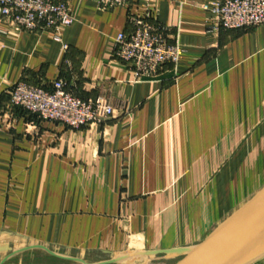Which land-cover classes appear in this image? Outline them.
Listing matches in <instances>:
<instances>
[{"label": "crops", "instance_id": "obj_1", "mask_svg": "<svg viewBox=\"0 0 264 264\" xmlns=\"http://www.w3.org/2000/svg\"><path fill=\"white\" fill-rule=\"evenodd\" d=\"M61 1L75 21L60 41L0 21V264L200 244L264 187V25L208 33L217 0H132L129 11ZM130 15L180 50L148 81L114 57ZM56 80L103 97L115 118L74 130L5 110L18 82L51 91Z\"/></svg>", "mask_w": 264, "mask_h": 264}, {"label": "built area", "instance_id": "obj_2", "mask_svg": "<svg viewBox=\"0 0 264 264\" xmlns=\"http://www.w3.org/2000/svg\"><path fill=\"white\" fill-rule=\"evenodd\" d=\"M104 11L131 8L132 0H94ZM213 17L208 33L252 29L264 25V0H217L205 7ZM0 21L27 32H52L60 41L61 29L75 21L61 0H0ZM131 30L114 41V57L133 70L138 82L154 79L165 65H176L180 50L168 43L167 30L146 18L129 16ZM64 80L51 84V91L18 82L9 90L6 111L23 110L39 122L57 123L69 129L98 125L115 118L114 109L103 97L82 100Z\"/></svg>", "mask_w": 264, "mask_h": 264}, {"label": "water", "instance_id": "obj_3", "mask_svg": "<svg viewBox=\"0 0 264 264\" xmlns=\"http://www.w3.org/2000/svg\"><path fill=\"white\" fill-rule=\"evenodd\" d=\"M179 259L175 264H251L264 255V187L193 247L135 253L103 264H132L139 256Z\"/></svg>", "mask_w": 264, "mask_h": 264}, {"label": "rangeland", "instance_id": "obj_4", "mask_svg": "<svg viewBox=\"0 0 264 264\" xmlns=\"http://www.w3.org/2000/svg\"><path fill=\"white\" fill-rule=\"evenodd\" d=\"M106 259V257H102L101 258V262H103V261H106L105 260ZM38 261H34V260H29V259H26V260H24L23 262H24V264H67V263H65V262H57V261H55V260H46V261H44L45 259H43V257L42 258H38L37 259ZM108 260V259H107ZM262 261H264V256L262 257ZM14 263V262H13ZM13 263H10V264H13ZM134 263V262H133ZM132 263V264H133ZM136 264H140V263H136Z\"/></svg>", "mask_w": 264, "mask_h": 264}]
</instances>
